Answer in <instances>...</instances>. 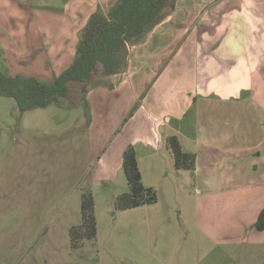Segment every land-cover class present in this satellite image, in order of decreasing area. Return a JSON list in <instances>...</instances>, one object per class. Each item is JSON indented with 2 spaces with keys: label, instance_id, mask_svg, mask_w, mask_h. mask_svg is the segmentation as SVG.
<instances>
[{
  "label": "rangeland",
  "instance_id": "rangeland-1",
  "mask_svg": "<svg viewBox=\"0 0 264 264\" xmlns=\"http://www.w3.org/2000/svg\"><path fill=\"white\" fill-rule=\"evenodd\" d=\"M65 1L2 0L0 62L7 73L53 80L72 63L91 13L106 14L117 0H103L93 10L81 0L66 8ZM34 4L64 16L39 21L30 17ZM219 17L202 20L210 28L205 35ZM35 19L48 25L47 32H39ZM24 24L27 33L14 32ZM134 43L127 44V68L120 74L129 67ZM107 76L100 68L88 82L69 81L61 103L25 112L14 98L0 96V264H264V227L256 224L264 214V187L220 192L200 178L195 185L192 171L175 168L169 148L155 152L138 145L143 182L156 189L158 201L114 208L116 197L128 191L119 153L122 130L131 126L122 106L109 116L95 107L97 88L111 81ZM108 126L117 129L98 138ZM86 190L95 200L97 236L75 247L70 228L81 222Z\"/></svg>",
  "mask_w": 264,
  "mask_h": 264
},
{
  "label": "crops",
  "instance_id": "crops-1",
  "mask_svg": "<svg viewBox=\"0 0 264 264\" xmlns=\"http://www.w3.org/2000/svg\"><path fill=\"white\" fill-rule=\"evenodd\" d=\"M203 1L176 0L171 16L130 46L132 64L122 79L113 84L115 76L122 74L108 75L109 84L97 88L95 107L108 116L115 108L121 113L117 106L123 107L124 115L135 107L125 123L131 127L122 130L123 141L122 133L115 137L122 141L121 160L129 143L134 144L138 157V145L164 151L168 149L167 137L175 134L184 150L189 145L186 151L196 153L195 185L200 178L211 190L220 192L262 188L264 0H207L210 4L198 10L196 3ZM81 2L84 6L89 3L93 10L103 0ZM65 3L66 8L71 6L70 0ZM36 6L30 17L39 21L64 16ZM214 15L221 19L205 35L210 28H205L202 20ZM37 20L33 25L40 26V33L47 32L48 25ZM77 26L74 24L71 32ZM14 32L27 33V26H17ZM72 38L75 40V35ZM115 120L116 116L108 119L111 125ZM109 127H102L97 137L107 128V133L117 129ZM215 177L219 180L214 181ZM256 224L264 227L262 217Z\"/></svg>",
  "mask_w": 264,
  "mask_h": 264
},
{
  "label": "trees",
  "instance_id": "trees-1",
  "mask_svg": "<svg viewBox=\"0 0 264 264\" xmlns=\"http://www.w3.org/2000/svg\"><path fill=\"white\" fill-rule=\"evenodd\" d=\"M175 7L176 0H117L106 14L97 9L89 17L88 33H83L72 63L53 80L11 75L0 62V96L14 98L20 111L25 112L61 103V98L68 96L69 81L88 82L100 68L105 75L122 72L127 67V44L141 41L145 33L163 21L169 10L173 11ZM51 9L55 10V7ZM86 105L89 114V104ZM134 111L135 107L125 118V123ZM166 143L173 153L175 168L194 172L196 153L184 150L180 138L175 134L169 135ZM122 167L128 191L116 197L114 208L126 210L156 203L158 193L154 187L144 184L136 148L132 143L127 144L122 152ZM96 236L95 200L91 190H86L82 192L81 222L70 228L72 245L77 247L83 240Z\"/></svg>",
  "mask_w": 264,
  "mask_h": 264
},
{
  "label": "water",
  "instance_id": "water-1",
  "mask_svg": "<svg viewBox=\"0 0 264 264\" xmlns=\"http://www.w3.org/2000/svg\"><path fill=\"white\" fill-rule=\"evenodd\" d=\"M92 28H93V27H92ZM140 32H142V29H141ZM87 33H88V31H86V35H87ZM86 40H87V38L84 39V42H86ZM263 215H264V214H263Z\"/></svg>",
  "mask_w": 264,
  "mask_h": 264
},
{
  "label": "flooded vegetation",
  "instance_id": "flooded-vegetation-1",
  "mask_svg": "<svg viewBox=\"0 0 264 264\" xmlns=\"http://www.w3.org/2000/svg\"><path fill=\"white\" fill-rule=\"evenodd\" d=\"M262 217H264V215H263ZM262 220H263V219H262Z\"/></svg>",
  "mask_w": 264,
  "mask_h": 264
}]
</instances>
